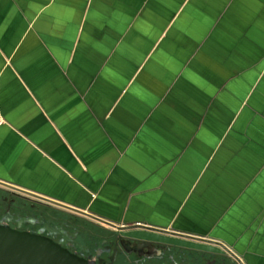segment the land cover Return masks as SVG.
Segmentation results:
<instances>
[{
  "label": "crops",
  "instance_id": "1",
  "mask_svg": "<svg viewBox=\"0 0 264 264\" xmlns=\"http://www.w3.org/2000/svg\"><path fill=\"white\" fill-rule=\"evenodd\" d=\"M0 190L264 264V0H0Z\"/></svg>",
  "mask_w": 264,
  "mask_h": 264
},
{
  "label": "flooded vegetation",
  "instance_id": "2",
  "mask_svg": "<svg viewBox=\"0 0 264 264\" xmlns=\"http://www.w3.org/2000/svg\"><path fill=\"white\" fill-rule=\"evenodd\" d=\"M17 199L22 202L16 204ZM27 199L28 196L0 190V226L48 238L85 264H221L215 254L178 245L205 238L164 230L137 235L145 240L133 239V233L128 235L85 217L51 215L47 211H54L52 207Z\"/></svg>",
  "mask_w": 264,
  "mask_h": 264
},
{
  "label": "water",
  "instance_id": "3",
  "mask_svg": "<svg viewBox=\"0 0 264 264\" xmlns=\"http://www.w3.org/2000/svg\"><path fill=\"white\" fill-rule=\"evenodd\" d=\"M18 194L35 197L44 201L45 203H49L51 205H57L60 207L62 204H58L57 202H53L52 200H48L46 198H42L30 192H21L15 191ZM70 209V208H69ZM83 213V212H79ZM94 218V217H93ZM96 222L108 225L110 227H114V229L118 231H126L130 238L133 239H141L145 240L146 238L142 236H137L146 231H152L154 233L163 232L164 229L155 228L151 226H147L145 224H134V225H123L118 226L116 224H108L97 218H94ZM170 231V230H168ZM173 232V231H171ZM175 233V231H174ZM137 236V237H136ZM196 239V238H195ZM190 247H199V250L203 253L207 254H215L221 260V264H224L227 261V264H243L239 257L227 246L223 243L214 241V240H206V239H196L188 242H183L182 244ZM0 264H85L81 259H78L74 255L70 254L67 250L63 249L59 245H57L52 240L38 236L29 234L27 232H21L17 230H13L9 227H1L0 226Z\"/></svg>",
  "mask_w": 264,
  "mask_h": 264
},
{
  "label": "rangeland",
  "instance_id": "4",
  "mask_svg": "<svg viewBox=\"0 0 264 264\" xmlns=\"http://www.w3.org/2000/svg\"><path fill=\"white\" fill-rule=\"evenodd\" d=\"M2 194H5V193H2ZM22 201H19L18 199L16 200V204H20ZM27 203V205L29 204L28 202H26ZM40 210H42V211H44V213H45V211H47V209H42V208H40ZM47 213H50L51 215H54L55 216V211H47ZM91 229L93 228V226L92 225H88Z\"/></svg>",
  "mask_w": 264,
  "mask_h": 264
}]
</instances>
